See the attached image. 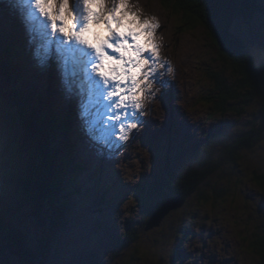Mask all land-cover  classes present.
I'll return each instance as SVG.
<instances>
[{
  "label": "rangeland",
  "instance_id": "1",
  "mask_svg": "<svg viewBox=\"0 0 264 264\" xmlns=\"http://www.w3.org/2000/svg\"><path fill=\"white\" fill-rule=\"evenodd\" d=\"M74 2L70 0V3ZM133 2L139 4L146 16H155L162 25L157 36L161 39L164 57L174 68V74L166 77L174 84L170 103L188 117L185 132L205 139L211 132L225 128L235 142L250 136L258 142L254 148L238 152L234 164H227L217 171H222L221 175L217 176L215 172L206 180L207 191L212 193L207 207L201 206L196 210L193 205L183 211L181 208L163 220L158 229L146 233L144 226L150 218V207H139L134 199V190L145 176L150 177L148 182L157 180L158 183L166 177L167 164L172 165V158L166 150V141L158 133L161 125L166 123L174 128L178 118L173 114L169 119V113L160 100L149 105L152 110L144 119L147 117V121H155L156 131L152 136L147 134L146 138L143 135L126 142L115 157L118 163L114 168L123 174L116 180L112 175V166L95 154L89 156L85 152L86 147L81 145L86 141L79 135L76 125L77 113L83 111L79 107L81 99L77 98L76 106L71 108L62 102L60 83L53 70L55 76L50 72L43 75L33 72L31 80L25 79L24 64L29 65L30 53L19 27L13 26L12 31L18 33L14 34L13 48L6 50L13 64L18 65L22 93L35 101L46 97L57 116L63 120L69 117L72 149L69 157L75 163L78 160L81 167L74 173L60 175L63 191L58 196L62 197L59 204L66 205L67 212L60 227L53 231L51 245H47L45 240L43 246L48 253L45 264H225L226 261L232 264H264L263 248L260 246L264 241V191L261 190L264 186L263 102L260 99H253L248 104L232 102L227 106L225 115H217L213 104L208 103L210 101L206 98L214 90L210 75L223 67L217 61V50L207 39L206 32L199 28L181 35L179 21L164 9L161 0ZM0 11L4 12L7 21V11ZM98 26L104 27L103 24ZM104 31L102 35L106 36L107 30ZM232 31L244 44L254 41L258 45L261 38L259 13L249 20L244 36ZM29 39H32L31 35ZM39 42L36 38L35 43L38 45ZM1 50H5L2 45ZM255 65L261 66L259 61ZM226 77L231 84L233 78L228 70ZM75 80L80 78L73 77L68 71V85ZM79 85L73 88L78 97ZM87 103L88 100L84 104ZM22 104L26 109L32 105L27 101ZM16 105L9 99H0V221L15 224L27 238L29 249L36 252L38 248L42 251L39 243L45 232L39 216H34L33 206L29 204L24 190L32 158L25 138L27 129ZM140 129L137 131H142L143 127ZM255 133L258 135L255 136ZM149 144L151 148L145 146ZM60 145L52 144V148H59ZM215 159H218V153ZM213 185H217L220 194L213 189ZM213 200L216 201L215 207ZM158 206L160 202L154 204L151 210ZM45 215L43 210L42 218L47 220ZM1 229L0 251L8 245L6 234ZM237 230L239 236L236 235ZM128 233L136 236V243L127 246ZM113 234H118L119 239H112ZM241 236L246 239L241 240ZM222 244L225 247H221ZM33 255L28 257L29 263L26 264H38ZM0 264L22 263L7 255L0 257Z\"/></svg>",
  "mask_w": 264,
  "mask_h": 264
},
{
  "label": "snow or ice",
  "instance_id": "2",
  "mask_svg": "<svg viewBox=\"0 0 264 264\" xmlns=\"http://www.w3.org/2000/svg\"><path fill=\"white\" fill-rule=\"evenodd\" d=\"M200 3L207 5L203 11L205 21L212 29L209 32L212 43L218 49L223 46L220 55L231 60L236 55L232 49L238 42L229 39L228 30L244 36L248 19L235 14L221 20L214 11L212 0H193V6ZM5 5L8 16L6 21L4 12L0 11V45L5 49L13 48L12 28L18 26L30 53L29 65L24 64L26 80H31L33 72L43 75L55 71L61 87V100L70 108L76 106L78 93L68 85L69 66L71 75L83 82L81 92L86 84L88 103L85 105L81 101L79 105L83 111L77 113L78 133L98 158L112 166L116 180L120 174L114 165L118 163L115 157L119 151L130 137L141 136L138 129L143 127L147 134L156 123L144 119L148 106L160 100L169 119L173 114L178 118L174 128L166 123L161 125L158 133L166 141L173 170L147 191L143 189L150 177L142 178L136 196L142 208L153 198H159L160 217L181 206V211L193 205L196 210L208 206L212 193L207 191L203 175L199 185L186 177L195 175V171L203 167L202 162L210 154L212 145L206 139L188 135L185 132L188 117L170 103L174 84L166 77L174 74V68L163 55L157 36L162 25L155 16H146L133 0H75L74 3L70 0H0V9ZM246 6L233 3L235 8ZM258 6L260 42L257 45L249 41L244 47L253 72L257 61L264 68V0H260ZM93 24H103L107 36L95 41L89 39ZM36 38L41 41L38 45ZM261 79L264 82V72ZM261 91L264 93V88ZM145 146L152 147L150 144ZM221 174L222 171L216 173L217 176ZM213 189L220 194L217 185H213ZM261 190L264 191V186ZM212 203L215 207L216 201ZM236 235L239 236L238 230ZM112 239H119L118 234H113ZM225 264L232 262L226 261Z\"/></svg>",
  "mask_w": 264,
  "mask_h": 264
},
{
  "label": "trees",
  "instance_id": "3",
  "mask_svg": "<svg viewBox=\"0 0 264 264\" xmlns=\"http://www.w3.org/2000/svg\"><path fill=\"white\" fill-rule=\"evenodd\" d=\"M161 3L164 9L172 15L175 20L179 21L180 28L182 27L181 35L200 28L206 32L205 35L207 39L212 43L213 37L209 35L212 29L205 21L203 11L204 8L207 7L206 4L200 3L193 6V0H161ZM212 3L217 17L221 20L239 14L246 17L249 21L254 14L259 13L258 0H212ZM233 3H243L248 6L235 8L233 7ZM228 37L238 42V45L232 49L236 55L231 60L225 59L220 55L221 51H223V46L218 49L216 45L212 43V46L215 47L218 53L217 61L223 68L219 72L210 75L211 81L214 84V90L213 94L209 98H206V101H210L208 103L213 104V109H215L217 115H225L227 106L230 105L229 103L241 101L242 103L248 104L253 99H260L263 102L261 110L263 116L264 93L261 91L263 88L261 73L264 72V68L255 65L256 71L253 72L252 67L248 64V57L244 52L246 44H244L231 29L228 30ZM227 70L233 78L231 84L228 83L226 77ZM19 81L18 65L13 64L9 51L6 49L1 50L0 87L4 88V90H0V95L5 99H9L11 102L15 103V105L17 104L16 106L22 108V112L28 113L29 118H27V124L31 130V134L34 136L35 142L39 146L38 148L42 153L44 151V158L42 156L43 170L40 176L37 178H29L24 185V190L29 204L33 206L34 216H39V221L44 227L45 234L43 235V240L41 239L39 243V247L42 251L38 248L36 252H33V250L28 247L27 238L24 233L19 230L15 224H9L7 221H0L1 230L5 232V239L8 244L0 251V257L11 255L17 260L19 259V262L22 264H26L29 263L28 257H33L34 253L38 264H45L48 259L46 246H43L45 240L47 245H51L52 239L54 238L53 231L60 227L62 219L67 212V206L62 203L59 204V200L62 199V197L58 198V196L63 191L61 189L62 181L60 175L62 173L65 175L74 173L81 167L79 161L75 159L77 157L74 159L78 164L71 161L69 157L72 149L70 145V124L69 120H67L68 117L63 120L62 117L57 116L55 109L49 104L46 97L35 101L23 95L19 86ZM25 101L32 104H29L30 110L26 109L22 104ZM256 135H258V133H255V136ZM205 139L208 141L209 145H212L210 154L206 155L205 161L202 162L203 167L196 170L195 175L190 174L186 177L197 185H199L202 175L206 181L223 166L231 163L234 164L238 152L242 151L244 148H254L258 142V139L255 141V137L252 136L235 142L229 137L228 130L225 128H221L216 133L211 132ZM55 143L61 144L59 148H52V144ZM217 153L218 159H215ZM167 166L169 168H167L168 171H165L166 176L173 170L170 169V166H172L170 163L167 164ZM141 183L142 181L138 185ZM156 184H158L157 180L147 182L143 190L147 191L149 187L155 186ZM137 186L134 190L135 201L137 200ZM54 194L56 195L53 198ZM64 199L65 198H63V200ZM157 202H159V198H153L144 206V208L150 207L148 208V211H150V218L144 226L146 233L148 232L146 231V227L152 216L161 209V207L158 206L151 210V207ZM136 203L141 207L138 200ZM43 210L46 211L45 216L47 220L42 218ZM174 212L175 211L171 212L167 217L173 215ZM126 236L127 239L125 243L127 246L136 243L135 235L128 233ZM263 244L264 241L260 246L263 248L262 253L264 254ZM258 245L256 247H258ZM22 259H25L26 262L23 263ZM262 261L264 262V255Z\"/></svg>",
  "mask_w": 264,
  "mask_h": 264
},
{
  "label": "water",
  "instance_id": "4",
  "mask_svg": "<svg viewBox=\"0 0 264 264\" xmlns=\"http://www.w3.org/2000/svg\"><path fill=\"white\" fill-rule=\"evenodd\" d=\"M262 86L264 88V82H262ZM0 99L3 101L5 100L3 98V96L0 95ZM8 100V99H6ZM19 108V107H18ZM19 115L22 118V122L25 126V128L27 129L26 131V139H27V143L30 146L31 149V156L30 159L32 158V163H31V167L29 169V172L26 176V179L28 180L29 178H37L40 176L41 171L43 170V161H42V156L44 158V151L42 153V151L38 148L39 146L37 145V143L35 142V138L34 136H32L31 134V130L27 124V118H29V115L27 112H22V108H19ZM45 163V162H44ZM25 179V180H26ZM27 180L25 181V183L27 182ZM183 206H181L182 208ZM181 208H176V209H170L168 213H166L164 216L160 217L159 216V212L162 211V209H159L151 218L150 222L148 223L147 227H146V231H152L158 227L161 226L163 220L173 211H177Z\"/></svg>",
  "mask_w": 264,
  "mask_h": 264
},
{
  "label": "bare ground",
  "instance_id": "5",
  "mask_svg": "<svg viewBox=\"0 0 264 264\" xmlns=\"http://www.w3.org/2000/svg\"><path fill=\"white\" fill-rule=\"evenodd\" d=\"M7 9V5H5V8H4V10H6ZM7 16H8V13H7ZM15 27H18V26H15ZM100 30H103V31H101L100 32ZM104 30H106L104 27H101V26H98V24H93L92 25V27H91V29L89 30V33H88V37H89V39H91V40H93V41H95V40H97L98 38L99 39H103L105 36H103L102 34L103 33H105V31ZM14 34H16V33H18L17 31H14L13 32ZM19 33L21 34V31L19 30ZM107 36V35H106ZM159 41L161 42V39H159ZM41 42V41H40ZM39 42V43H40ZM161 44H162V42H161ZM70 68H71V66H69V68H68V71L70 70ZM62 70V69H61ZM50 72V74L52 73V71L50 70L49 71ZM48 72V73H49ZM70 72V71H69ZM71 73V72H70ZM54 76H55V74L54 73H52ZM77 78V77H76ZM70 79V78H69ZM20 81H21V79H20ZM73 81V80H72ZM75 81H76V83H75ZM74 81V83H72V84H69L72 88H76L77 87V85L80 83V85L78 86V88L80 89V93H79V97H78V95H77V98H80L81 99V101L83 102V104L85 103V101L86 100H88V97H87V86H86V84H84L83 85V87H84V90L81 92V85H82V81L81 80H75ZM52 84V83H51ZM55 85V84H54ZM55 90H56V88H55ZM76 92V91H75ZM56 93L58 94V91H56ZM55 96V95H54ZM55 98L56 99H58V96L56 95L55 96ZM158 103V102H157ZM158 105V104H157ZM155 106H156V104H155ZM148 112L150 111V110H152L151 109V107H149L148 106ZM77 110V109H76ZM160 110H161V108H160ZM161 112H162V110H161ZM149 114H150V112H149ZM74 116V115H73ZM147 116V115H146ZM68 117V116H67ZM167 117V116H166ZM69 118V117H68ZM154 119V118H153ZM161 119V118H160ZM68 120V119H67ZM70 120V119H69ZM145 120H147V117L145 118ZM71 121V120H70ZM159 123V122H158ZM161 125V124H160ZM159 126V125H158ZM142 129V128H141ZM140 129V130H141ZM157 129H158V127H157ZM159 130V129H158ZM155 131H156V124H155V126L154 127H151V130H150V132H148L147 134H149L150 136H152L154 133H155ZM140 134H141V136H143V137H145L146 138V135L147 134H145V129L143 128L142 129V131H140L139 132ZM131 138V137H130ZM141 139V138H140ZM81 145H84V148L86 147V149H85V152H87V154L90 156V155H92V154H95L94 152H93V150H92V148L88 145V143H87V141H85L83 144H81ZM76 147V146H75ZM76 150V149H75ZM78 151H82L81 149H79ZM94 157H95V155H93ZM135 164V163H134ZM133 164V165H134ZM133 165H131V166H133ZM127 168V167H126ZM125 168V169H126ZM134 168H136V167H134ZM124 169V170H125ZM133 169V168H132ZM135 170V169H134ZM122 171V170H121ZM133 171V170H132ZM128 172V171H127ZM126 172V173H127ZM135 172V171H134ZM120 174L121 175H123L121 172H120ZM126 175H128V174H126ZM125 175V176H126ZM133 175V174H132ZM129 176V175H128ZM127 176V177H128ZM132 178V177H131ZM120 179H123L122 177L120 178ZM129 179H130V177H129ZM122 181V180H121ZM89 246V245H88ZM84 248V247H83ZM73 255V254H72ZM76 256V255H75Z\"/></svg>",
  "mask_w": 264,
  "mask_h": 264
}]
</instances>
